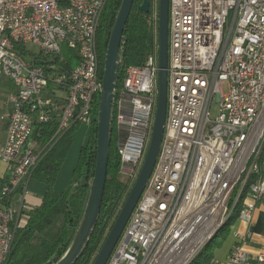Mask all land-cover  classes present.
<instances>
[{
  "label": "built area",
  "instance_id": "2783aa9c",
  "mask_svg": "<svg viewBox=\"0 0 264 264\" xmlns=\"http://www.w3.org/2000/svg\"><path fill=\"white\" fill-rule=\"evenodd\" d=\"M108 1L0 0V79L15 88L2 117L0 160L9 177L0 190V264L21 216L36 209L26 203L33 174L64 135L94 120L102 90L97 34ZM64 48L76 51L71 70ZM167 71L160 153L108 264H192L233 219L245 232L235 234L226 260L207 264H264L263 251H249L264 199V0H169ZM158 76L156 49L125 70L116 91L112 141L131 179L150 145ZM44 126L55 128L49 138Z\"/></svg>",
  "mask_w": 264,
  "mask_h": 264
},
{
  "label": "trees",
  "instance_id": "16d2710c",
  "mask_svg": "<svg viewBox=\"0 0 264 264\" xmlns=\"http://www.w3.org/2000/svg\"><path fill=\"white\" fill-rule=\"evenodd\" d=\"M58 1L61 7H67L70 2V0ZM122 1H108L99 25L97 45L101 60V78H103L104 62L112 27ZM142 2V0H135L124 33L126 42L121 46L122 61L119 68L121 78L118 82V88L121 86L125 70L132 66H142L147 57L159 47L158 28L156 30L150 20L153 0H151L149 15L140 12ZM17 50L20 55L29 54L23 47H18ZM65 55L66 67L71 70L78 63L76 51L66 49ZM99 99L100 96L97 98L94 108V120L91 124L88 144L79 154L70 186L63 193L55 191L57 178L73 145V136L81 125L74 127L60 139L33 174L32 179L45 185L47 191L40 205L34 211L27 213L28 219L25 225L18 229L12 251L5 264H56L72 244L81 226L94 178ZM54 129V126H44L42 135L49 138L54 133ZM120 175L121 162L112 141L108 176L99 220L83 256L76 264L94 263L124 204L123 200L127 195L129 185L121 181ZM7 181L8 179L5 183ZM234 220L227 224L214 239L220 235L224 239L228 235L229 228ZM211 244L206 246L192 264H207L213 260L215 247H211Z\"/></svg>",
  "mask_w": 264,
  "mask_h": 264
},
{
  "label": "water",
  "instance_id": "95a60500",
  "mask_svg": "<svg viewBox=\"0 0 264 264\" xmlns=\"http://www.w3.org/2000/svg\"><path fill=\"white\" fill-rule=\"evenodd\" d=\"M142 1L140 12L144 15H149L151 12V0ZM134 2L135 0L122 1L119 13L112 27L104 62L102 90L99 99L94 178L81 226L69 249L56 264H76L83 256L99 220L108 176L114 100L118 89V82L121 78L119 75L120 63L122 61L121 46L126 42L124 33ZM158 40V102L150 145L138 177L93 264H108L150 180L160 153L167 114L169 0H159Z\"/></svg>",
  "mask_w": 264,
  "mask_h": 264
},
{
  "label": "crops",
  "instance_id": "0c3cea01",
  "mask_svg": "<svg viewBox=\"0 0 264 264\" xmlns=\"http://www.w3.org/2000/svg\"><path fill=\"white\" fill-rule=\"evenodd\" d=\"M14 89H15L14 85L12 84L11 81L4 78L0 79V150L5 145L7 139L6 123L2 120V117L9 113V109L6 107L5 104L6 97L9 93L13 92ZM88 140L86 141L85 144L82 145L79 154L81 150L88 144ZM8 177H9V173L7 166H5L0 160V190L3 187L5 181L8 179ZM72 178H73V174H72ZM32 180L33 179H31L28 184L26 203L27 201H29V204H27L28 206L37 207L38 205H40L42 200L36 203L32 196L31 197L28 196V190ZM64 191L60 192L59 190H57L56 192L63 193ZM44 195H45L44 193L41 195L42 199ZM16 198H18V196ZM237 232H241V233L245 232V227L239 221L233 222V224L229 228L228 235L224 239H222V235H220L218 238L214 239L213 243L211 242L212 244L210 243L211 247H215L213 250V259H217V260L227 259V257L230 255L233 246L237 243V237L235 235ZM252 232L254 233V238H253V242L251 243V247L249 251L253 255V257H255L260 252L262 251L264 252V199L258 206L255 225L252 227Z\"/></svg>",
  "mask_w": 264,
  "mask_h": 264
},
{
  "label": "rangeland",
  "instance_id": "374dc122",
  "mask_svg": "<svg viewBox=\"0 0 264 264\" xmlns=\"http://www.w3.org/2000/svg\"><path fill=\"white\" fill-rule=\"evenodd\" d=\"M158 4H159V0H153L152 15H151L152 19L157 21V23H158ZM33 50H36V49H33ZM65 50L66 48H64V55H65ZM228 90H229L228 86L224 85L223 87L224 94H227ZM217 113H218V105L214 104L212 107L213 119L217 116ZM90 131H91V125L83 124L81 125L79 130L74 134L73 145L69 151L68 157L65 163L63 164L61 171L59 173V176L57 178L58 180H57V185H55V191L59 190L60 192H62L66 190V188H68V186L71 184L72 174L78 162L79 151L82 145L85 144L86 141L88 140V137L90 136ZM120 179L121 181L126 182L129 185L127 195L125 196L123 200V203H124L137 178L131 179L121 174ZM46 191H47V188L45 185H43L42 183H39L36 180H32L29 190H28V196L30 197L32 196L35 202L38 203L42 200L41 195L43 193L45 194ZM27 204H29V201H27ZM27 219H28L27 213L21 216L20 227L25 225Z\"/></svg>",
  "mask_w": 264,
  "mask_h": 264
}]
</instances>
